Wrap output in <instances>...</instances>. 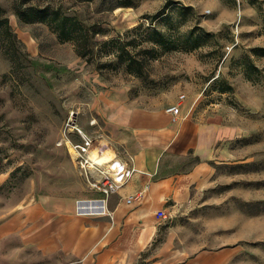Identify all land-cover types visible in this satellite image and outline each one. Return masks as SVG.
<instances>
[{"label":"rangeland","instance_id":"obj_1","mask_svg":"<svg viewBox=\"0 0 264 264\" xmlns=\"http://www.w3.org/2000/svg\"><path fill=\"white\" fill-rule=\"evenodd\" d=\"M123 1L0 0L14 35L0 28V264H55L17 243L11 222L23 200L85 191L69 144L80 142L77 128L94 138L93 147L109 145L111 158L112 148H123L115 132L128 113L165 109L180 94L192 116L217 132L209 160L215 174L192 191L184 210L156 216L153 240L133 264L225 244L241 245L232 264H264V55L251 52L264 47V0ZM19 3L78 15L98 31L93 54L79 55L73 41L60 40L45 22H25ZM187 5L192 10L180 15ZM163 8L172 20L154 18ZM195 25L213 33L198 49L142 50L154 45L146 40L150 27L178 33ZM112 38L130 41L145 57L143 76L118 61L117 46L107 43ZM227 84L232 89L221 90ZM196 161L190 153L179 166Z\"/></svg>","mask_w":264,"mask_h":264},{"label":"crops","instance_id":"obj_2","mask_svg":"<svg viewBox=\"0 0 264 264\" xmlns=\"http://www.w3.org/2000/svg\"><path fill=\"white\" fill-rule=\"evenodd\" d=\"M165 109L137 108L120 122L115 137L123 148H112L113 156L102 163L117 159L135 171L103 207L79 211L78 200L101 196L80 170L85 183L80 194L49 193L16 206L11 222L16 242L32 245L55 264H133L141 257L157 231L156 212L184 210L192 191L208 186L215 174L209 162L217 135L212 125L193 117L187 103H181L176 119ZM190 153L197 161L183 169L180 161ZM136 193L140 197L127 202ZM240 250L241 245L225 244L169 261L157 254L146 264H232Z\"/></svg>","mask_w":264,"mask_h":264},{"label":"trees","instance_id":"obj_3","mask_svg":"<svg viewBox=\"0 0 264 264\" xmlns=\"http://www.w3.org/2000/svg\"><path fill=\"white\" fill-rule=\"evenodd\" d=\"M25 2V1H24ZM122 6H131L130 0H125L121 3ZM18 15L25 22H45L53 29L60 40H70L75 44L76 52L83 57H90L94 51V37L98 32L86 24L78 15H71L62 10L61 7H54L50 4L39 7L37 5L19 3L15 5ZM192 10V6L187 5L180 8V15H187L188 11ZM172 14L166 8L157 12L154 18H163L167 21L172 20ZM185 18V17H184ZM139 27L141 24L138 25ZM138 27V28H139ZM0 28L4 34L14 37L10 28L9 18L2 14L0 6ZM137 28V27H136ZM179 28V27H178ZM213 33L205 30L199 25L191 27L189 30L178 33L163 31L155 26L148 28L146 40L152 42L151 47H143L145 52H156L155 46L163 47L165 50L183 49L193 51L207 44ZM130 41L123 42L118 38H112L107 43L117 46L116 56L118 61L124 63L128 72L137 76L144 74L145 57L130 49ZM254 55H264V47L256 46L251 49ZM247 68L252 69L253 64L250 60L247 62ZM232 89L231 85L227 84L221 87V90L226 91Z\"/></svg>","mask_w":264,"mask_h":264},{"label":"built area","instance_id":"obj_4","mask_svg":"<svg viewBox=\"0 0 264 264\" xmlns=\"http://www.w3.org/2000/svg\"><path fill=\"white\" fill-rule=\"evenodd\" d=\"M184 94L179 95V100L166 107V112L173 115V119L177 118V113L183 99ZM81 135L80 142H72L69 140L71 150L74 153L75 161L78 162L80 170L85 176L87 183L93 191L100 193V197H94L90 199H80L77 201V207L79 211H88L103 207V203L108 200L111 194L117 192L123 187L131 178L135 168H127L126 163L120 162L117 159L109 160L110 163L105 165L94 161L90 157V150L94 145V138L84 133L80 128H77ZM140 197V193L129 195L126 200L132 202ZM158 218H166L167 215L164 210H158L156 212Z\"/></svg>","mask_w":264,"mask_h":264},{"label":"bare ground","instance_id":"obj_5","mask_svg":"<svg viewBox=\"0 0 264 264\" xmlns=\"http://www.w3.org/2000/svg\"><path fill=\"white\" fill-rule=\"evenodd\" d=\"M110 148L109 145L105 144L104 142L98 143V145L94 146L90 150V157L92 160L97 161L99 163L105 162L110 159Z\"/></svg>","mask_w":264,"mask_h":264}]
</instances>
